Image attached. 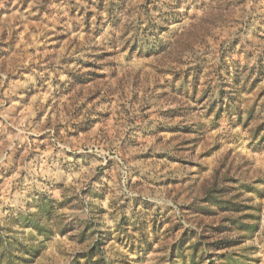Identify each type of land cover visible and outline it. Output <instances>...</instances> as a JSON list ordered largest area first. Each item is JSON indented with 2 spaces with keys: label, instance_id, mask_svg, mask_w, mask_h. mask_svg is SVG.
<instances>
[{
  "label": "rangeland",
  "instance_id": "rangeland-1",
  "mask_svg": "<svg viewBox=\"0 0 264 264\" xmlns=\"http://www.w3.org/2000/svg\"><path fill=\"white\" fill-rule=\"evenodd\" d=\"M0 264H264V0H0Z\"/></svg>",
  "mask_w": 264,
  "mask_h": 264
},
{
  "label": "trees",
  "instance_id": "trees-1",
  "mask_svg": "<svg viewBox=\"0 0 264 264\" xmlns=\"http://www.w3.org/2000/svg\"><path fill=\"white\" fill-rule=\"evenodd\" d=\"M209 202H212V200H211V201H209Z\"/></svg>",
  "mask_w": 264,
  "mask_h": 264
}]
</instances>
